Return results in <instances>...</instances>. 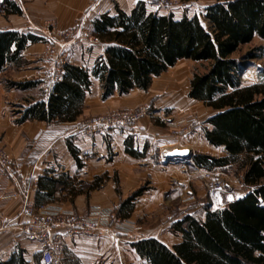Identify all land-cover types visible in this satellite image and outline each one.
<instances>
[{
    "label": "trees",
    "instance_id": "16d2710c",
    "mask_svg": "<svg viewBox=\"0 0 264 264\" xmlns=\"http://www.w3.org/2000/svg\"><path fill=\"white\" fill-rule=\"evenodd\" d=\"M4 1L5 14L22 13L18 2ZM202 16L207 27L197 14L175 19L173 13L155 11L145 2H138L130 12L118 6L115 14L97 15L89 29L105 44V51L91 71L67 61L46 101H28L15 112L19 123L28 119L74 121L83 110L93 76L100 80L106 99L135 88L147 91L155 76L180 59L205 65L204 71H194L189 96L217 111L208 118L210 126L204 136L212 145L224 146L228 155L196 152L195 162L204 169L222 168L244 155L243 182L258 185L222 208L205 206L203 216L186 211L177 217L170 228L181 237L179 243L170 246L154 236L131 242L140 261L130 264H264V83H243L239 59L234 56L254 36L264 39V0H215ZM44 40L33 31H1L0 74L26 65V48ZM263 48L248 51L245 58L259 56L256 51ZM38 82L4 81L23 88ZM125 143L127 152L137 156L129 137ZM68 144L80 163L78 150L70 140ZM142 193L140 188L125 199L123 217L130 216L125 210L131 211L132 201Z\"/></svg>",
    "mask_w": 264,
    "mask_h": 264
},
{
    "label": "crops",
    "instance_id": "0c3cea01",
    "mask_svg": "<svg viewBox=\"0 0 264 264\" xmlns=\"http://www.w3.org/2000/svg\"><path fill=\"white\" fill-rule=\"evenodd\" d=\"M15 1L21 5L22 13L2 12L8 18L0 17V32L42 26L43 19H56L58 26L72 27L80 19H88L91 14L94 15L89 23L104 12L115 14L118 6L130 12L136 5V0ZM39 12H43V15ZM183 16L174 15L175 19ZM12 17H15L16 21L11 19ZM61 18L66 20L61 21ZM73 40L68 39L64 43L69 44L67 61L91 71L99 56L104 54L105 44L93 40L91 36L88 41ZM48 45L45 41L29 44L24 51L26 65L20 67L13 73V78L11 77L17 82L39 81L37 84L26 88L8 86L0 79V147H5L10 152L16 166L13 175H0V215L6 220L0 230V264H40L41 243L32 240L23 232L26 218L20 213L25 204L56 205L71 209L79 215L86 214L95 206L112 207L124 214L123 203L129 193L148 180L151 182L149 185L153 187L151 194L147 195V198L146 194H140L132 201L131 211L125 210V213L131 215L144 205L145 198L151 202L155 201L161 191L166 189L167 184H172L170 182L174 178L178 179L179 186L189 189V193L194 195L190 189V180H193L195 172L203 169L196 164L194 153L188 159L169 156L164 160L159 154L161 150H157L174 143L170 129L165 127L161 118L166 114H177L178 111L190 114L195 109L196 102H202L189 96L193 72L177 69L182 61H198L180 59L169 70L155 76L147 91L135 88L125 94L119 95L116 92L106 99L102 98L100 80L93 76L91 91L87 94L83 110L76 120L48 122L28 119L19 123L18 117L10 112L11 108L18 109L20 104L27 105L28 101H46L51 86L57 79L53 73L54 62L48 59L44 61L40 57ZM62 55L66 57V53ZM144 103L153 105V115L141 118L136 126L129 130L113 128L107 132H99L82 123L85 117L103 113L113 107L125 106L134 109ZM204 106L210 114L203 123L201 135L204 142L201 144L207 147L206 152L212 148H223V156H226L228 153L224 146H214L205 139L204 129L210 126L208 118L217 111L205 104ZM191 118L193 117H186L185 120L179 118L178 122L187 124L183 125L187 127L186 132L193 130L190 126ZM196 130H200L199 127L195 128ZM193 136L191 135L189 140L195 147ZM128 137L132 142L131 149L137 152V156L126 150L125 140ZM69 140L78 150L80 163L70 150ZM189 167L193 170L190 171ZM115 175L118 183L114 179ZM192 182L193 186L200 185L198 181ZM118 186L121 193L117 191ZM197 192L199 195V189ZM14 193L17 196H12ZM176 237L174 244L181 240L179 235L176 234ZM82 263L87 264L88 261L83 260Z\"/></svg>",
    "mask_w": 264,
    "mask_h": 264
},
{
    "label": "rangeland",
    "instance_id": "374dc122",
    "mask_svg": "<svg viewBox=\"0 0 264 264\" xmlns=\"http://www.w3.org/2000/svg\"><path fill=\"white\" fill-rule=\"evenodd\" d=\"M171 2V6L169 8H162L161 10L157 11H161L163 13H173L175 17H181L183 15H188L190 17L194 14H198V12L200 11L199 17L202 20V24L207 27L206 22L203 21V9L206 5L213 3L214 0H192L189 1V3L183 2L182 0H171ZM5 4L6 2L4 0H0V17H6V15H3L2 13V9ZM150 9H153L151 5ZM39 13L40 15H43V12ZM93 15L94 14H91V16H89V18L86 20L84 18L80 19V21L72 27L65 25L58 26V22L56 19H43L42 26L40 25L37 27H33L32 29L22 30L29 32L33 31L44 37V41L50 46L54 47V55L51 58H48L46 54V48L43 56L40 57L44 61L45 59H48L54 62L56 56H62V54L64 53H66L65 58L68 59L67 52L69 51V44H64L68 39H74L73 42L81 39L83 41H88V39L90 40L91 36V38L94 40L95 36L92 34L91 29H89L90 18ZM11 19H15L16 21L15 17H12ZM65 20V18H61V21ZM253 38L254 39L251 42L242 45L237 51L234 52V56L239 59L240 79L245 84L264 83V80H261L262 76L264 75V48L262 52L256 51L259 56L245 58L248 51L255 50L259 46L264 47L263 38L261 39L257 36H254ZM95 41H99V39ZM204 67L205 65H202L201 62L182 61L181 63H179L177 69L182 68L186 69L188 73H194V71L196 70L201 72L204 71ZM19 68L8 69L5 73L0 74L1 81L4 83L5 78H9L10 80L15 81L12 79L13 73L19 70ZM144 104H150V111L146 116L153 115V105L151 103ZM11 109L12 111L10 110V112H13V115H16L18 117V114L15 113L17 109ZM124 109L130 108H127L125 106L113 107V109H108L103 113L92 114L91 116L85 117L82 123L84 126L88 127L89 123L91 124L94 117L103 116L114 112H120ZM184 113L186 112L178 111L177 114H173L171 116H167L166 114V116L164 115V118H161L165 127L170 129L169 132L173 136L174 141L173 145L165 146L163 149H157L161 150V153L159 154L164 157V160L165 157H169L167 154L169 151L179 148L191 149L192 156L193 153H195L194 151L204 154L211 153L216 157L223 156V148H212L210 149V151L206 152L205 148L207 147L204 146V144H201L204 142V140H202V138L204 139V137L201 135V132L204 128L203 123L205 122L207 116L210 114V111L206 109L204 103L197 101L193 112H191L190 114ZM154 117L156 116L154 115ZM186 117H193L190 119V126L193 128L191 132H186L187 127H183V125H185L186 123H183V121L178 122L179 118L185 120ZM197 127H199L200 130L195 131V128ZM89 128L92 129L91 126H89ZM113 128H123L126 130L132 129L128 126H109L102 129L96 127L97 131L99 132H107V130H111ZM194 132L196 134H193ZM191 135H194L192 141H195L193 144L195 145V147L191 145V141L189 140V138H191ZM8 153L10 154L9 151ZM243 158L244 155H241L239 156V159L231 165L223 166L222 168L217 167L210 169L217 171L222 179V182L225 184L224 190L221 191V194H219L221 197L220 200L214 198V195L216 196L217 194H213L210 191L208 192L204 183V173L209 169L203 168L202 170H198L194 173L195 176H193V180H190L189 183L190 189L194 192V195L189 193V189L179 186L178 179L174 178L170 182L172 184H167L168 186L166 187V189H164V191H161L162 193H160L159 197H155V201L151 202L146 199L147 195L151 194L150 192L153 188L149 185L151 182H149L148 180L142 182L136 190L129 193L130 196L135 191L142 188V194H146L145 201L143 202L144 205H142V207H140L137 212H133L128 217H123L121 214H119L118 210L114 208L115 214L121 218L118 224H116L115 220H113V222L109 226L96 229L94 233L90 234L82 233L81 235L78 234L73 237L62 234L59 258L62 259L64 264H73L77 261L81 263V261L83 260L88 261L87 264H130L140 261V258L131 246V242L136 241L139 238H148L154 236L160 239L162 242H165L167 245L172 246L175 241H177V237L170 227L173 221L177 217L181 216L184 212L188 211L190 213L203 216L205 206H207L209 209L222 208L224 207L226 202L238 199V197L245 195L249 191H253L255 186L258 185H247L245 184V182H243L242 178L244 169L241 167ZM188 169L190 171L193 170L190 167ZM114 179L117 181L116 175L114 176ZM192 181H198L200 185L193 186ZM262 183L264 184V179L261 180V184ZM118 187L119 188L117 189V191L121 193L120 186ZM196 189H199V195L196 194L198 193ZM57 207L63 209L60 206Z\"/></svg>",
    "mask_w": 264,
    "mask_h": 264
},
{
    "label": "built area",
    "instance_id": "2783aa9c",
    "mask_svg": "<svg viewBox=\"0 0 264 264\" xmlns=\"http://www.w3.org/2000/svg\"><path fill=\"white\" fill-rule=\"evenodd\" d=\"M138 2L151 5L155 11L169 8L172 3L171 0H136V3ZM197 15H200V11ZM97 39V37H94V40ZM46 54L48 58H51L54 55V47L49 45ZM66 62L67 59L63 55L55 57L53 73L56 78L62 74V67ZM149 111L150 104H141L135 109H124L120 112L94 117L89 126L92 129H96V127L102 129L109 126H128L132 128L142 117L148 115ZM15 170L14 160L6 148L0 147V175H13ZM203 177L208 192L217 194L214 195V198L220 200L219 194L224 190L225 184L222 182L219 173L209 169L205 171ZM12 196H17V194L14 193ZM20 214L26 218L23 224V232H26L32 240L41 243L40 264H64L62 259L59 258L62 234L70 237L82 233L90 234L94 233L96 229L109 226L113 220L116 224L121 220L115 214L114 208L102 206H95L86 214L79 215L71 209L63 210L55 205L40 204L33 206L25 204ZM5 223L6 220L0 215V230L3 229Z\"/></svg>",
    "mask_w": 264,
    "mask_h": 264
},
{
    "label": "water",
    "instance_id": "95a60500",
    "mask_svg": "<svg viewBox=\"0 0 264 264\" xmlns=\"http://www.w3.org/2000/svg\"><path fill=\"white\" fill-rule=\"evenodd\" d=\"M3 1V0H1ZM168 156H170L171 158H184V159H188L191 158V150L188 148H179V149H173L171 151H169Z\"/></svg>",
    "mask_w": 264,
    "mask_h": 264
},
{
    "label": "bare ground",
    "instance_id": "6f19581e",
    "mask_svg": "<svg viewBox=\"0 0 264 264\" xmlns=\"http://www.w3.org/2000/svg\"><path fill=\"white\" fill-rule=\"evenodd\" d=\"M261 80H264V75L262 76Z\"/></svg>",
    "mask_w": 264,
    "mask_h": 264
}]
</instances>
